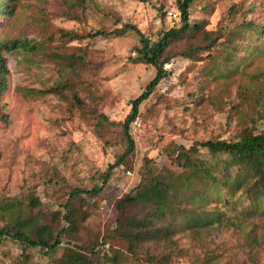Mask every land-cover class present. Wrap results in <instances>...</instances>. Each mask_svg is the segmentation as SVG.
<instances>
[{"label":"rangeland","instance_id":"rangeland-1","mask_svg":"<svg viewBox=\"0 0 264 264\" xmlns=\"http://www.w3.org/2000/svg\"><path fill=\"white\" fill-rule=\"evenodd\" d=\"M92 1L95 6L81 12L72 9L69 0H19L15 12L4 17L0 25V39H41L35 48L20 47L3 54L8 75L7 89L0 101L6 104L9 121L6 125L0 123V192L24 204L33 197L38 201L37 208L49 213L63 211L59 201L66 187H90L99 182L96 177L123 150L119 123L129 110L130 100L154 75L152 66L134 59L138 36L133 32L70 39L61 36L59 30L84 34L94 28H112L119 25L114 22V17H119L155 38L159 29L179 24L169 14L175 10L174 0ZM248 3L249 0H199L191 17L206 21L207 28H215L220 22L229 28L243 17H250ZM254 15L262 16L264 11ZM76 47L99 66L71 72L66 52ZM260 51L226 90L220 84L225 79L211 81V98L201 107L190 102L187 95L195 87L191 84L193 72L185 78L180 76L190 59L177 56L170 60L168 74L140 105L136 116L140 126L131 128L134 150L129 166L115 167L104 188L96 196L86 198L82 209L88 212L87 216L75 228L65 229L55 252L45 253L2 238L0 264H51L53 258L68 252L70 247L74 249V264H147L127 255L125 239L112 233L103 238L113 226L116 199L138 184L146 167L148 175L169 180L179 166L167 157L168 147L188 146L195 139L207 137L229 138L244 126L264 127V110L254 96L258 86L264 88V45ZM63 74L76 83L86 105L82 109L55 93L41 91L59 81ZM93 109L106 114L114 123L97 131ZM7 219L0 216V225ZM44 220L50 223L48 214ZM241 220L240 225L224 232L226 247L240 245L246 233L264 235V217L251 215ZM62 224L65 227L64 221ZM95 242L101 244L89 253L73 247ZM186 244L195 253L177 255L170 264H204L200 245L193 241ZM244 250L255 251L251 264H264V247L259 246L256 251V246L247 243Z\"/></svg>","mask_w":264,"mask_h":264},{"label":"trees","instance_id":"trees-1","mask_svg":"<svg viewBox=\"0 0 264 264\" xmlns=\"http://www.w3.org/2000/svg\"><path fill=\"white\" fill-rule=\"evenodd\" d=\"M198 1L174 0L179 24L159 29L155 38L148 37L136 24L121 21L119 17H114V22L119 25L112 28H94L84 34L71 29L59 30L61 36L70 39L120 36L133 32L138 36L134 59L152 66L154 75L130 100L129 110L119 123L118 136L123 150L96 177L99 182L90 187H66L64 197L59 201L63 211L52 213L38 209V201L33 197L24 204L0 192V216L8 218L0 225V240L10 238L45 253L58 249L62 233L75 228L87 216L88 212L82 209L86 198L96 196L104 188L115 167L129 166L128 160L134 150L131 123L138 115L141 103L168 74L165 63L177 56L190 59L180 76L185 78L187 73L193 72L194 83L191 84L195 87L187 95L190 102L201 107L211 98L208 94L211 81L225 79L226 82L220 84L226 90L240 71L261 53L264 15L256 17L254 14L264 11V0H249L246 10L251 13L250 17H243L241 22L229 28L221 22L215 28H207L206 21L192 18V9ZM18 2L0 0V25L4 17L15 12ZM69 6L82 12L95 5L92 0H69ZM40 42L39 37L28 36L0 39V98L7 89L8 68L4 52L20 47L32 49ZM77 49L66 52L71 72L99 66ZM197 60L201 63L198 64ZM75 85L63 74L59 81L41 91L55 93L72 106L82 109L86 105ZM254 96L264 110V88L258 86ZM93 111L97 131L114 123L106 114L96 109ZM8 121L6 104L0 101V123L6 125ZM165 153L179 166V170L169 180H164L148 175L146 167L138 184L116 199L113 226L103 238L112 233L125 239L127 255L147 264H170L177 255L195 253L188 250L186 244L192 241L200 245L199 254L204 264L253 263L255 251H245L244 247L247 243L256 246V251L259 246L264 247V235L246 233L240 245L226 247L224 232L240 225L244 216L264 217V127L244 126L229 138L207 137L195 139L188 146L175 144L166 148ZM47 214L50 223L44 220ZM61 221L66 223L65 227ZM99 244L73 247L89 253ZM72 249L70 247L68 252L53 258L51 264H74ZM23 259L26 260L27 256Z\"/></svg>","mask_w":264,"mask_h":264},{"label":"built area","instance_id":"built-area-1","mask_svg":"<svg viewBox=\"0 0 264 264\" xmlns=\"http://www.w3.org/2000/svg\"><path fill=\"white\" fill-rule=\"evenodd\" d=\"M169 14L170 15H172V17H174V18H178V16H179V13H178V11H176V10H174V11H170L169 12ZM171 62H167V63H165L164 64V68L166 69V70H169V68L171 67ZM140 126V122L135 118L133 121H132V123H131V128L133 129V130H135V129H137L138 127Z\"/></svg>","mask_w":264,"mask_h":264}]
</instances>
